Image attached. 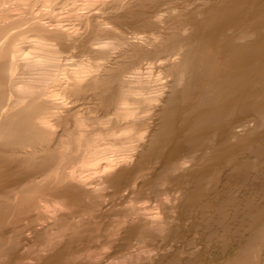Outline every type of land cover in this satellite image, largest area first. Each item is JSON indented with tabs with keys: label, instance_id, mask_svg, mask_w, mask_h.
Instances as JSON below:
<instances>
[{
	"label": "bare ground",
	"instance_id": "bare-ground-1",
	"mask_svg": "<svg viewBox=\"0 0 264 264\" xmlns=\"http://www.w3.org/2000/svg\"><path fill=\"white\" fill-rule=\"evenodd\" d=\"M0 264H264V0H0Z\"/></svg>",
	"mask_w": 264,
	"mask_h": 264
}]
</instances>
